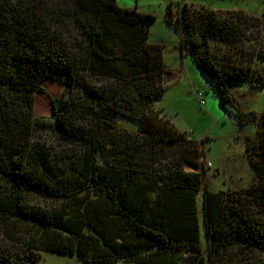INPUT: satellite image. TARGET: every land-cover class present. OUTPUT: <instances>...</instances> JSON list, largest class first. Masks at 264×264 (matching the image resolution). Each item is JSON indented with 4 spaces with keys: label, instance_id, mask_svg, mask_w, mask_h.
<instances>
[{
    "label": "trees",
    "instance_id": "16d2710c",
    "mask_svg": "<svg viewBox=\"0 0 264 264\" xmlns=\"http://www.w3.org/2000/svg\"><path fill=\"white\" fill-rule=\"evenodd\" d=\"M154 20L117 0H0V264H39L43 251L85 264H264V111L241 115L258 124L245 144L254 180L210 190L202 143L156 106L171 71L150 42ZM167 20L186 27L222 102L234 105L233 83L264 86V13L186 5ZM47 79L65 87L51 120L34 114Z\"/></svg>",
    "mask_w": 264,
    "mask_h": 264
},
{
    "label": "rangeland",
    "instance_id": "374dc122",
    "mask_svg": "<svg viewBox=\"0 0 264 264\" xmlns=\"http://www.w3.org/2000/svg\"><path fill=\"white\" fill-rule=\"evenodd\" d=\"M122 7L136 8L150 13L155 20L150 28V42L164 45V59L171 75L167 89L157 101L181 130L191 134L202 143L205 149L204 166L207 169L204 181L213 191H228L247 187L256 177L246 152V136L255 135L258 124L255 121L241 123L248 112L260 114L264 111V86L252 87L247 82L233 83L231 98L234 105L222 102L219 84L206 74L194 60L190 46L186 42L187 30L181 24L177 30L167 20L171 7L175 17L181 14L186 5L206 6L215 10H243L256 16L264 13V0H117ZM184 44V45H183ZM43 91L35 93L34 114L52 119V98L65 93L63 84L47 79ZM200 96L203 98L201 99ZM240 111V112H239ZM119 123L137 130L136 120L123 116ZM206 162L211 165L206 167ZM191 169V166H188ZM204 191L198 192L197 202L202 229V247L207 241L203 229ZM1 233V232H0ZM39 264H85L76 255L60 254L50 251L41 252ZM116 264H133L119 261Z\"/></svg>",
    "mask_w": 264,
    "mask_h": 264
},
{
    "label": "built area",
    "instance_id": "2783aa9c",
    "mask_svg": "<svg viewBox=\"0 0 264 264\" xmlns=\"http://www.w3.org/2000/svg\"><path fill=\"white\" fill-rule=\"evenodd\" d=\"M200 98L203 99L201 96H200ZM206 164H207V166H210L211 165L210 162H207Z\"/></svg>",
    "mask_w": 264,
    "mask_h": 264
},
{
    "label": "crops",
    "instance_id": "0c3cea01",
    "mask_svg": "<svg viewBox=\"0 0 264 264\" xmlns=\"http://www.w3.org/2000/svg\"><path fill=\"white\" fill-rule=\"evenodd\" d=\"M207 163V162H206ZM207 165V164H206ZM209 168V167H208ZM207 170V169H206Z\"/></svg>",
    "mask_w": 264,
    "mask_h": 264
}]
</instances>
